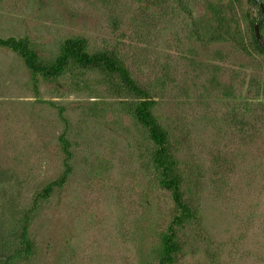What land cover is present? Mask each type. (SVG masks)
<instances>
[{
  "label": "rangeland",
  "instance_id": "rangeland-1",
  "mask_svg": "<svg viewBox=\"0 0 264 264\" xmlns=\"http://www.w3.org/2000/svg\"><path fill=\"white\" fill-rule=\"evenodd\" d=\"M256 23L264 37L251 0H0V38H27L51 63L82 37L90 53L118 56L155 102L196 212L176 226V264H264ZM142 99L108 71L71 63L46 78L0 48V264L25 212L34 252L20 264L159 262L180 212L134 115Z\"/></svg>",
  "mask_w": 264,
  "mask_h": 264
},
{
  "label": "trees",
  "instance_id": "trees-1",
  "mask_svg": "<svg viewBox=\"0 0 264 264\" xmlns=\"http://www.w3.org/2000/svg\"><path fill=\"white\" fill-rule=\"evenodd\" d=\"M251 1L256 3L254 0ZM254 44L259 51L264 52V48L258 44L255 36ZM1 47H7L17 52L22 57L25 66L33 74H40L46 78H56L62 75L71 63L83 69H102L117 75L129 92L143 98L135 106L134 115L139 123L149 131L150 137L156 145L152 160L155 168L160 173V184L172 191L173 200L180 212L176 215L169 232L164 236L161 257L157 264H176L175 256L181 249L177 240L176 226L195 219L196 212L184 199L178 161L171 153L168 132L153 113L152 108L155 102L149 99L146 89L133 78L130 70L118 56L105 51L90 53L87 50L86 40L82 37L67 39L63 44L60 55L51 63L45 62L41 58L27 38H0ZM62 181L63 178L59 183H62ZM53 188V185L47 186L39 196L49 197ZM30 213L25 212L23 214L18 229L19 244L3 264H20L21 262H27L32 257L34 245L29 229L32 219Z\"/></svg>",
  "mask_w": 264,
  "mask_h": 264
},
{
  "label": "water",
  "instance_id": "water-1",
  "mask_svg": "<svg viewBox=\"0 0 264 264\" xmlns=\"http://www.w3.org/2000/svg\"><path fill=\"white\" fill-rule=\"evenodd\" d=\"M256 3L259 4L262 12L264 13V4L261 0H254ZM254 36H255V39L256 41L258 42V44L264 48V38L262 36V33H261V27H260V23H256L254 25Z\"/></svg>",
  "mask_w": 264,
  "mask_h": 264
}]
</instances>
